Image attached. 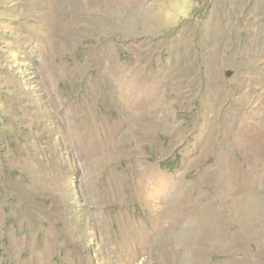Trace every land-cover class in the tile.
I'll use <instances>...</instances> for the list:
<instances>
[{"label": "rangeland", "instance_id": "obj_1", "mask_svg": "<svg viewBox=\"0 0 264 264\" xmlns=\"http://www.w3.org/2000/svg\"><path fill=\"white\" fill-rule=\"evenodd\" d=\"M0 264H264V0H0Z\"/></svg>", "mask_w": 264, "mask_h": 264}]
</instances>
